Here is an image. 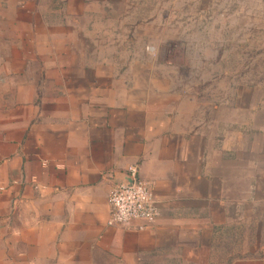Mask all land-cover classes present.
<instances>
[{
	"label": "rangeland",
	"instance_id": "obj_1",
	"mask_svg": "<svg viewBox=\"0 0 264 264\" xmlns=\"http://www.w3.org/2000/svg\"><path fill=\"white\" fill-rule=\"evenodd\" d=\"M101 89L141 113L140 180L153 192L142 170L166 144L187 167L184 198L206 201L176 264H264V0H0V251L26 105L96 102ZM129 247L140 264H169Z\"/></svg>",
	"mask_w": 264,
	"mask_h": 264
},
{
	"label": "crops",
	"instance_id": "obj_2",
	"mask_svg": "<svg viewBox=\"0 0 264 264\" xmlns=\"http://www.w3.org/2000/svg\"><path fill=\"white\" fill-rule=\"evenodd\" d=\"M108 91H94L96 102L64 101L52 109L29 102L22 112L19 144L6 160L4 179L13 236L0 257L10 256L11 264H140L131 257L132 245L176 264L172 256L187 246L188 235H199L206 201L184 198L190 182L181 176L187 167L171 166L172 159L159 151L168 146L156 137L158 149L142 176L153 182L160 218L144 230L138 222L108 225L111 183L127 180L142 152L133 128L141 113Z\"/></svg>",
	"mask_w": 264,
	"mask_h": 264
},
{
	"label": "built area",
	"instance_id": "obj_3",
	"mask_svg": "<svg viewBox=\"0 0 264 264\" xmlns=\"http://www.w3.org/2000/svg\"><path fill=\"white\" fill-rule=\"evenodd\" d=\"M138 172V166L131 165L128 168L127 180L111 187L109 226L124 227L138 222L141 223L140 230H144L160 217L158 202L149 185L140 180Z\"/></svg>",
	"mask_w": 264,
	"mask_h": 264
}]
</instances>
